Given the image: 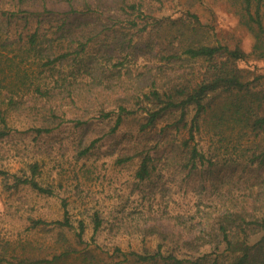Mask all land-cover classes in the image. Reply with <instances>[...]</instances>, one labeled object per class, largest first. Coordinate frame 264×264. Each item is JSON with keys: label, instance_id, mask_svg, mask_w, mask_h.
Returning <instances> with one entry per match:
<instances>
[{"label": "rangeland", "instance_id": "obj_1", "mask_svg": "<svg viewBox=\"0 0 264 264\" xmlns=\"http://www.w3.org/2000/svg\"><path fill=\"white\" fill-rule=\"evenodd\" d=\"M166 7L165 13L176 14L188 3L171 1ZM193 9L200 13L208 33L232 46L240 43L251 48L252 39L226 0H198ZM68 10L64 0H0V68L5 69L7 81L15 78L20 65L29 73L27 83L47 81L52 87L58 73L41 72L40 56L54 57L70 41L74 48L80 47L78 41L87 44L79 58L83 74L72 95L56 88L48 99L35 92V85L2 92V105L8 106L9 115L8 133L0 139L1 251L18 264L21 259H38L35 264H165L163 260H135L132 255L133 251L155 252L163 240L159 231H164L168 236L164 250L192 256L214 249L220 256L227 255L225 244L217 248L210 242L222 238L219 217L236 205L264 208V169L244 168L234 161L226 164L225 155L236 154L237 131L234 138L221 141L207 128L191 143L215 164L208 161L191 168L181 147L188 130L164 128L178 115L144 131L138 121L130 120L113 130L116 114L104 117L102 109H116V99L124 91L149 89L157 50L149 45L151 39L130 27L126 15L108 18L109 10L87 24L84 34L81 30L72 33L62 28ZM115 25L120 29L116 35ZM36 29L40 33L38 57L25 52L29 33ZM116 43V48L127 47L121 50L126 56L113 49ZM70 63L59 65L67 77L75 70ZM242 64L264 71V60ZM9 97H14L13 104ZM38 127L52 130L40 133ZM146 153L153 157V169L148 178L141 179L137 170ZM128 155L134 157L119 160ZM34 163L39 166L35 177L52 187L53 194L29 184L15 185V175H33ZM66 210L72 224L55 223L65 218ZM96 215L101 219L98 229ZM80 221L85 224L82 239ZM190 239L206 244L200 251L183 246Z\"/></svg>", "mask_w": 264, "mask_h": 264}, {"label": "trees", "instance_id": "obj_2", "mask_svg": "<svg viewBox=\"0 0 264 264\" xmlns=\"http://www.w3.org/2000/svg\"><path fill=\"white\" fill-rule=\"evenodd\" d=\"M64 1L67 2L69 10L63 20L62 28L72 33L81 30L84 34L87 24L99 20L102 15L105 16L106 10H109L108 18H121L126 15L130 27H135L139 36L151 39L149 45L157 50V61L149 80V89L140 92L124 91L116 99V109H102L104 117H113L116 114L113 130L130 120L138 121L139 129L144 131L157 126L163 119L178 115L171 126L164 128L188 130L189 136L184 138L181 147L191 168L208 161L210 164H215V161L210 159L206 152L200 150L197 144L191 143V140L196 138V134L207 128L221 141L231 136L234 138L233 132L237 131L239 140L234 146L236 154L234 157L232 154L225 155L226 164L234 161L244 168L256 166L264 169V71L242 64L251 60H264V0H226L229 9L237 15L239 25L252 39V46L248 50L240 43L232 46L217 38L214 33H208L200 13L193 9L198 0H186L188 7L176 14L165 13V10L166 3L177 0H109V6H106V0ZM72 18L80 21L75 23ZM116 25L115 35L120 32ZM39 37L40 33L37 29L29 33L25 51L27 54L38 57ZM72 42H69L65 50L59 49V53L54 57L40 56L42 63H38L44 66L41 72L48 70L52 76L58 73L54 80L55 85L52 87L47 81H29L28 84L29 73L20 65L16 69L15 78L7 81L4 75L5 69L0 68V124L3 125L0 129V139L8 133L9 108L3 107L4 101L1 98L4 89L12 92L21 89L24 91L27 85L30 88L35 85V92L47 96L48 99L52 97L56 88L73 94L75 89L73 86L79 82L83 74L79 58L82 52L86 51L87 44L78 41L80 47L74 48L75 43ZM118 43L125 44L121 41ZM116 46L117 43L113 49L120 50L121 54L126 56L121 50L127 47L119 49V46L118 48ZM119 56L117 54V57ZM67 61L75 68L69 77L62 73L63 70L59 66ZM120 63L123 64L124 60ZM254 66L258 67V65ZM70 77L72 79H69ZM9 102L13 104L14 97H9ZM140 112L145 120L140 118ZM37 130L41 133L52 128L38 127ZM95 142L93 141L91 146ZM89 149L90 147L86 148L84 152ZM133 157L128 155L119 160L126 161ZM152 161L153 157L150 153L142 157L137 170L138 177L146 179L151 175ZM31 167L33 175H15V185L29 184L41 192L53 194L52 187L43 185L35 177L39 170L38 164L34 163ZM66 213L64 219L54 222L61 225L72 224L67 210ZM219 219L218 232L222 234V238L210 242L217 248L225 244L228 250L225 256L216 254L214 249L201 251L203 253L192 256L180 255L173 249L164 250V242L168 238L164 231H159L163 240L155 252L147 254L133 251L132 255L135 260H163L165 264H264V208L249 209L236 205L235 208L220 215ZM95 221V228L98 229L101 223L98 215ZM79 228V236L82 239L85 231L83 221H80ZM258 233L261 235L254 239ZM194 242L191 239L187 240L183 246L194 247L195 250L200 251L201 246L206 244L197 245ZM37 260L21 259L20 262L35 264L39 262ZM0 262L18 264L12 262L1 249Z\"/></svg>", "mask_w": 264, "mask_h": 264}]
</instances>
